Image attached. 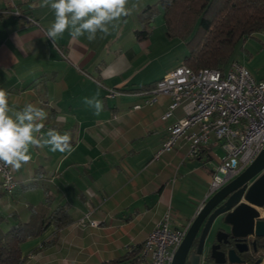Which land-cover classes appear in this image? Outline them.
I'll use <instances>...</instances> for the list:
<instances>
[{
  "label": "crops",
  "instance_id": "crops-1",
  "mask_svg": "<svg viewBox=\"0 0 264 264\" xmlns=\"http://www.w3.org/2000/svg\"><path fill=\"white\" fill-rule=\"evenodd\" d=\"M159 1L129 0L131 14L121 18L111 35L100 38L98 33L94 41L86 36L74 41L66 31L54 46L45 34L54 21L49 7H39L40 0H0V88L8 92L9 106L15 110L27 103L44 109L48 116L41 134L48 129L68 133L74 148L71 154L30 148L31 161L18 171L11 168L18 182L12 195L3 192L0 179V227L10 226L16 217L27 220L28 205L44 202H23L19 196L38 189L50 197V209L66 204L72 219L59 230L51 226L26 241L23 264H150L132 251L164 213L169 211L174 227H182L209 198L211 174L222 158L219 141L211 139L198 156L190 157L187 141L180 138L171 151L154 158L167 127L183 117L178 108L172 117L162 119L169 96L149 104L147 96L139 94L181 64L182 43L173 47V38L156 33L158 14L166 31ZM154 4L158 12L150 32L139 37L143 27L139 14ZM14 7L38 24L16 17ZM164 52L174 55L163 67ZM107 88L122 94L107 98ZM97 93L103 103L99 115L84 103L85 97ZM136 105L140 107L135 109ZM59 177V188L50 190ZM87 212L95 227L78 225ZM259 212L264 219V207ZM51 239L54 243L44 246ZM201 264L215 263L202 259Z\"/></svg>",
  "mask_w": 264,
  "mask_h": 264
},
{
  "label": "built area",
  "instance_id": "built-area-1",
  "mask_svg": "<svg viewBox=\"0 0 264 264\" xmlns=\"http://www.w3.org/2000/svg\"><path fill=\"white\" fill-rule=\"evenodd\" d=\"M26 24L37 25L28 14L14 7L12 12ZM122 92L107 88V98ZM139 94L147 96L145 103H154L161 95L171 98L162 119L173 116L181 108L183 117L167 127V137L154 158L171 151L180 138L188 143V155L196 157L211 139L220 142L224 155L211 174L208 197L243 171L264 150V79H256L238 61L221 70L202 68L194 71L180 64L153 86ZM136 105L134 108H139ZM1 188L12 195L18 186L11 167L0 162ZM91 212L79 220L81 227H95ZM190 224L174 227L171 215L165 212L143 241L140 260L150 264H171Z\"/></svg>",
  "mask_w": 264,
  "mask_h": 264
},
{
  "label": "trees",
  "instance_id": "trees-1",
  "mask_svg": "<svg viewBox=\"0 0 264 264\" xmlns=\"http://www.w3.org/2000/svg\"><path fill=\"white\" fill-rule=\"evenodd\" d=\"M157 4L164 10L166 36L183 40L189 48L181 64L194 71L226 69L230 62L237 61L232 58L236 44L255 33H264V0H160ZM157 4L147 5L139 14L143 26L138 31L139 37L149 34L150 23L158 12ZM46 199L41 205H28L27 220L14 215L13 224L0 227V264H23L26 241L37 238L51 226L59 230L71 222L66 204L50 209V197L47 195ZM54 241L51 239L44 246ZM141 246L132 251L133 256L138 255Z\"/></svg>",
  "mask_w": 264,
  "mask_h": 264
},
{
  "label": "clouds",
  "instance_id": "clouds-1",
  "mask_svg": "<svg viewBox=\"0 0 264 264\" xmlns=\"http://www.w3.org/2000/svg\"><path fill=\"white\" fill-rule=\"evenodd\" d=\"M128 3L129 0H40L39 7H49L54 12V21L45 34L55 46L66 31L74 41L86 36L91 42L97 39L98 33L100 38L111 35L121 18L131 14ZM98 95L84 98V103L94 107L97 115L103 110ZM8 96V92L0 88V162L3 165L18 171L31 161L30 148L49 147L52 152L68 154L74 151L68 133L48 129L41 134L42 122L48 116L44 109L27 103L15 110L9 106Z\"/></svg>",
  "mask_w": 264,
  "mask_h": 264
},
{
  "label": "water",
  "instance_id": "water-1",
  "mask_svg": "<svg viewBox=\"0 0 264 264\" xmlns=\"http://www.w3.org/2000/svg\"><path fill=\"white\" fill-rule=\"evenodd\" d=\"M264 150L243 171L211 195L191 219L187 233L171 264H260L242 255L257 252L264 239ZM228 231H227V229ZM211 231V238L208 239ZM221 244L227 252L220 250Z\"/></svg>",
  "mask_w": 264,
  "mask_h": 264
},
{
  "label": "rangeland",
  "instance_id": "rangeland-1",
  "mask_svg": "<svg viewBox=\"0 0 264 264\" xmlns=\"http://www.w3.org/2000/svg\"><path fill=\"white\" fill-rule=\"evenodd\" d=\"M162 19L163 18L161 14H158L155 17V20H156L155 28H156L157 35L160 34L161 37L163 38L166 35V31H165V28H163L164 22ZM172 40H174L172 44L173 47H175L177 43H179L178 45L182 43V46L179 47L181 49L180 57H179V63H180L183 61V58H184L182 57V54H181L183 52L182 49L186 51V55H187L189 53V48L185 46V43H183L182 40H179V38H173ZM175 51L177 52L178 48ZM164 53H165L164 57L161 59V62H162L161 65H163V67L169 63V59L167 58L174 55V53H170V52H164ZM232 58L236 59L241 64H243L246 67V69L252 74L253 77L257 79H264V33L262 32L255 33L252 37L236 44V46L233 49ZM175 62L178 63V61H175ZM218 154L223 157L224 152L222 150H219ZM0 179H1V176H0ZM59 182H61L60 177L57 178L55 182H52L53 184L49 186V189L57 190V188H59V185H58ZM24 193H25L26 199L23 197L24 194H22V196L21 195L19 196L20 200H22L23 202L24 200H28L29 202H39V201L46 202L47 201L45 195H43L44 190L42 189L32 190L28 192L24 191ZM5 226L4 228H8ZM212 233L213 231H211L208 239L211 238Z\"/></svg>",
  "mask_w": 264,
  "mask_h": 264
},
{
  "label": "flooded vegetation",
  "instance_id": "flooded-vegetation-1",
  "mask_svg": "<svg viewBox=\"0 0 264 264\" xmlns=\"http://www.w3.org/2000/svg\"><path fill=\"white\" fill-rule=\"evenodd\" d=\"M227 231H228V229H227ZM256 246L258 248V251L256 253L252 251L253 247H250V254L244 255V256L242 255L241 257H244V258L248 257V260H250L251 263L262 258V252L261 251L264 250V239L257 240ZM220 250L223 252H227V247L225 245L221 244ZM208 260H211V262H213L212 259H208Z\"/></svg>",
  "mask_w": 264,
  "mask_h": 264
}]
</instances>
